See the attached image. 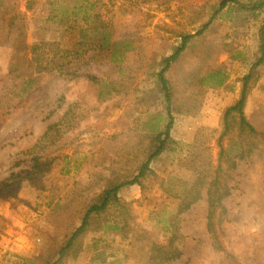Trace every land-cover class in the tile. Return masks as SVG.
<instances>
[{
  "label": "rangeland",
  "instance_id": "obj_1",
  "mask_svg": "<svg viewBox=\"0 0 264 264\" xmlns=\"http://www.w3.org/2000/svg\"><path fill=\"white\" fill-rule=\"evenodd\" d=\"M6 1L8 14L0 19V264H49L100 193V174H136L148 136L168 118L157 73L180 32L210 18L214 1L32 0L33 10L27 0ZM262 19L232 1L193 38L169 74L185 81L183 95L198 108L174 110L172 149L153 160L139 184L120 190L131 211L126 220L120 221L118 207L93 213L82 251L63 264H264V59L252 70L245 108L262 136L256 148L235 149L221 173L231 188L227 217L207 224L212 167L206 198L183 209L182 197L197 164L205 168L210 154L216 159L222 113L262 58ZM104 33L111 54L127 51L120 62L99 52ZM36 41L56 42L57 56L34 58ZM83 50L87 55L77 60ZM215 72L225 77L223 85L201 83ZM62 118L74 125L70 132L47 130ZM191 151L196 154L188 158ZM153 241H175L183 254L165 262Z\"/></svg>",
  "mask_w": 264,
  "mask_h": 264
},
{
  "label": "trees",
  "instance_id": "obj_2",
  "mask_svg": "<svg viewBox=\"0 0 264 264\" xmlns=\"http://www.w3.org/2000/svg\"><path fill=\"white\" fill-rule=\"evenodd\" d=\"M209 6L211 9L210 18L199 24L198 26H193L192 31H182L179 34L181 38L178 46L173 50V52L165 58L164 65L160 68L157 73V82L158 90L162 93L166 102V112L167 120L163 124V128L157 132L150 133L148 136V144L146 146L145 158L137 166L136 174L130 178H119L116 174H111L110 176H101L95 184L102 183V189L96 197L89 202L87 205L81 223L72 231L70 237L67 241L61 246L58 252V258L49 264H63V262L70 258L76 257L83 247V235L86 232L88 226L89 218L93 213L104 214L107 210L112 207H118L123 213L120 217V221L126 220L130 215L129 205L121 199L120 190L127 186L133 184H139L141 178L145 175V172L150 169L153 160L158 157L161 153L168 149H172L171 144L175 142L174 137L172 136V128L175 123L174 110L179 113L192 114L196 111L198 106L193 104L191 100L188 99V96H184V83L185 81L179 82L173 79L169 72L178 61L182 58L184 52L189 47L193 38L198 37L210 27L216 16L230 3L235 2L241 9L246 11H251L252 15L257 19L263 15L261 25L258 29V38L261 41L262 46V58L255 63L251 71L245 74L241 80V92L239 97L229 105L221 116V131L215 139V145L218 150L216 159H211L213 156L210 154L208 159L205 162V168L202 164H197L195 170L197 171V176L195 181L186 188V191L182 192L183 197V209H188L193 203L206 198L205 191L206 185L208 184V169L210 167L214 168L213 180V191L208 197L209 207L207 213V224L209 228L212 227L216 218L225 219L227 217V207L224 204V200L231 194V188L223 181L222 172L226 169V164L231 163V153L237 149L243 150L244 147H254L256 148L257 137L259 139L262 136L258 133L256 127L251 123L250 119L246 115V104L248 98V88L251 85L254 75L253 69L259 65L264 59V0H248L243 2L241 0H213ZM10 2L6 0H0V19L8 14V6ZM28 10H33L35 7L32 5V0H27ZM103 34V38L99 40L101 47L99 52H104L105 55H112V57L121 61L122 58H125L126 52L117 54L115 51H110V45L106 46L110 40L109 36ZM98 42V43H99ZM56 44V42L50 41H36L30 46V54L36 59H47L54 58L57 56V51L52 48L51 45ZM114 46L118 44L117 41H113ZM80 45V44H79ZM44 46H48L44 48ZM96 48V47H95ZM87 51H77L75 53L76 59H81L84 55H87ZM121 57L120 59L118 58ZM216 74H209L207 77L201 80V83H206V81L212 80V86L223 85L225 82V77L221 76L220 72H215ZM211 78V79H210ZM186 79V78H184ZM32 77L26 81V85L32 81ZM114 80L110 81V85L117 88L114 85ZM187 82V81H186ZM121 90H116L120 92ZM69 112V111H68ZM67 112V113H68ZM66 113V114H67ZM60 127L59 131L70 132L73 129L74 125L68 122L65 124L64 118L58 123H52L47 126V130H52L55 127ZM201 152L206 151L200 147ZM256 150V149H255ZM200 151V150H199ZM196 154V151L190 153L188 158ZM187 158V160H188ZM233 161V160H232ZM235 162L233 161L232 164ZM110 170L109 168H106ZM98 183V184H99ZM152 248L158 251H161L165 254V262H171L173 260L179 259L183 250L178 244H175L173 241L169 246L165 244H159L157 242H151Z\"/></svg>",
  "mask_w": 264,
  "mask_h": 264
}]
</instances>
